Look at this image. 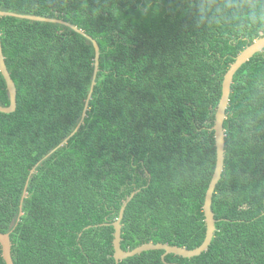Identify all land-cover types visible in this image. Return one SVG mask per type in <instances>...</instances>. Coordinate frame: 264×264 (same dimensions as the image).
<instances>
[{
  "label": "trees",
  "instance_id": "obj_1",
  "mask_svg": "<svg viewBox=\"0 0 264 264\" xmlns=\"http://www.w3.org/2000/svg\"><path fill=\"white\" fill-rule=\"evenodd\" d=\"M0 10L68 22L101 51L87 117L51 154L82 119L95 48L59 23L0 19L17 87V110L0 112V233L12 232L14 264H116L113 224L135 192L123 250L199 247L223 80L264 36V0H0ZM224 128L209 250L120 264H264V50L235 74Z\"/></svg>",
  "mask_w": 264,
  "mask_h": 264
},
{
  "label": "water",
  "instance_id": "obj_2",
  "mask_svg": "<svg viewBox=\"0 0 264 264\" xmlns=\"http://www.w3.org/2000/svg\"><path fill=\"white\" fill-rule=\"evenodd\" d=\"M2 17H14V18L26 19V20L38 21V22L59 23V24L69 27L70 29L74 30L76 33L86 37L88 40H90L93 43V46L95 48L94 75H93L91 90L88 95V98H87V101L84 107V111L82 114V119L80 123L78 124V126L76 127L75 131L68 138H66L58 147H56L51 152L52 154L53 152L64 147L68 143L69 139L73 137L79 131V129L81 128L82 124L85 121V118L87 117L89 104L92 99L94 87L96 85V78H97V75L100 69V55H101L100 46L96 40H94L92 37L87 35L83 30L63 20L32 16V15H21V14L10 13V12H5V11L0 10V19ZM263 50H264V36L254 41L240 55H238V57L236 58L231 68L226 73L224 80H223L222 96H221V99L218 105V109H217L216 116H215V124L213 127V131L215 132L217 157H216L215 170H214L212 179L210 181V184H209V187L206 193V197H205V203H204L206 237L203 243L195 249H187V248L171 246V245L163 244V243L155 244L153 242H149L133 250H128V251L123 250L121 247L122 220L124 218L126 207L128 203L135 196L136 194L135 192L128 198L127 202L123 205V207L121 208L118 220L113 224L114 229H115L113 245H114V250H115L114 258H115L116 264H120V262L123 260L132 258L134 256L140 255L143 252H147V251H158V250L164 251V254L162 255V260L163 262H165V258L170 254H174L176 256L191 259L193 257H198L201 254L209 250V247L212 243V240L214 238V234L216 231V220H215L214 212L212 210V203H213V195L215 193L217 185L222 179V174L224 171L225 137H226L224 122L227 118V110L230 105V96L232 92V84H233L234 76L244 64H246L257 53H260ZM0 72L6 81L7 90L10 94V105L8 107L0 106V112L5 113V114H11L17 110V87L6 65L5 56H4L3 48H2L1 31H0ZM35 172H36V167L33 168L31 174H34ZM26 197H27V186H26V189L24 191L22 201H21L22 203L20 206V217L23 215L22 206H23V202ZM11 233H0V245L2 247L3 258L6 264H14V261L12 258Z\"/></svg>",
  "mask_w": 264,
  "mask_h": 264
}]
</instances>
